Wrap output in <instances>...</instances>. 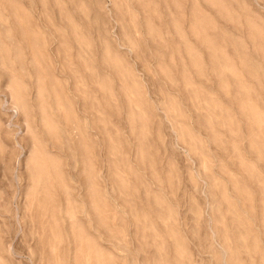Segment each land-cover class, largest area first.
Listing matches in <instances>:
<instances>
[{"label": "rangeland", "instance_id": "1", "mask_svg": "<svg viewBox=\"0 0 264 264\" xmlns=\"http://www.w3.org/2000/svg\"><path fill=\"white\" fill-rule=\"evenodd\" d=\"M0 264H264V0H0Z\"/></svg>", "mask_w": 264, "mask_h": 264}]
</instances>
